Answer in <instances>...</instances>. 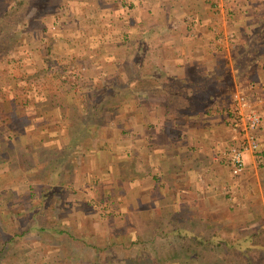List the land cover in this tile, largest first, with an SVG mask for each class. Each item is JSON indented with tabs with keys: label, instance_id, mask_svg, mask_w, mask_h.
I'll use <instances>...</instances> for the list:
<instances>
[{
	"label": "rangeland",
	"instance_id": "obj_1",
	"mask_svg": "<svg viewBox=\"0 0 264 264\" xmlns=\"http://www.w3.org/2000/svg\"><path fill=\"white\" fill-rule=\"evenodd\" d=\"M80 1L0 0V264H264V248L229 263L225 248L195 241L253 234L264 242V167L229 174L231 188L223 181L215 195L187 193L173 212L143 204L132 212L129 200L142 193L133 178L143 181L147 170L143 155L128 150L127 117L135 108L129 84L157 73L138 67L144 50L129 42L133 27L115 0H98L103 7ZM211 29L221 38L219 26ZM157 54L149 65L158 64ZM236 56V78L245 80L206 88L222 95V113L239 85L255 78L245 70L250 56ZM201 98L193 100L196 110L208 103ZM48 109L55 112L48 128L60 124L57 138L29 122Z\"/></svg>",
	"mask_w": 264,
	"mask_h": 264
},
{
	"label": "crops",
	"instance_id": "obj_2",
	"mask_svg": "<svg viewBox=\"0 0 264 264\" xmlns=\"http://www.w3.org/2000/svg\"><path fill=\"white\" fill-rule=\"evenodd\" d=\"M95 1L99 4L98 0ZM114 2L118 3V12L124 14L119 15L123 23L133 27L127 30L129 42H134L136 52L141 54V47L144 50V62L138 67L145 70L146 75L152 70L157 73L153 78L133 79L129 84V90L134 93L132 102L135 108L127 117L131 120L127 129L128 150L133 157L143 155L147 170L143 181L138 177L133 178V189L143 194L139 193L133 201L129 200L132 212L142 204L144 210L167 208L172 211L192 191L209 189L215 195L223 181L231 188L225 153L232 133L226 112L221 111L222 95L215 92L210 96L205 88L213 83L225 89L228 83L232 85L239 78L243 82L244 78H236L238 70L235 59L241 52L249 55L251 62L245 70L255 71L252 85H256L257 89L252 92L251 84H245L247 82L243 87L253 101L263 98L259 106L262 124L258 135L264 147V0ZM120 2L128 4L126 10ZM80 3H88V0H81ZM101 6L102 3L99 4ZM106 19L111 21L110 16ZM112 19L115 21L117 15ZM136 24L142 30H136ZM216 25L222 30V36L218 39L211 29ZM239 48L243 51L240 52ZM155 50L159 57L158 64L149 65V56ZM210 72L212 80L208 76ZM221 72H230L231 75L227 77ZM163 73L166 75L164 78L161 77ZM198 76L205 78L202 81ZM141 94L143 99L137 101L136 96ZM199 96L208 103L196 110V107H192L193 100ZM52 113H55L52 109L36 111L29 119V122H34V127L46 130L42 134L47 139L52 136L57 138L61 134L60 124L55 131L48 128V116ZM119 117L115 115L112 119ZM246 161L244 173L257 170L258 164L252 156H247ZM202 167L207 171L203 173V178L200 175ZM153 189L155 194L158 193L154 200L151 199Z\"/></svg>",
	"mask_w": 264,
	"mask_h": 264
},
{
	"label": "built area",
	"instance_id": "obj_3",
	"mask_svg": "<svg viewBox=\"0 0 264 264\" xmlns=\"http://www.w3.org/2000/svg\"><path fill=\"white\" fill-rule=\"evenodd\" d=\"M256 85H250L253 92ZM263 98L252 100L246 89L239 86L233 93L230 105L226 110L228 126L231 130V141L225 155L232 177L245 172L247 156H252L256 164L264 163V147L259 139L262 117L259 111Z\"/></svg>",
	"mask_w": 264,
	"mask_h": 264
},
{
	"label": "trees",
	"instance_id": "obj_4",
	"mask_svg": "<svg viewBox=\"0 0 264 264\" xmlns=\"http://www.w3.org/2000/svg\"><path fill=\"white\" fill-rule=\"evenodd\" d=\"M18 1H19V4L21 5L24 0H18ZM12 5L13 6L9 7L10 8L9 11L12 10V8L17 7L16 4H12ZM43 29H45V28H43ZM99 101H102V99L99 98V99L95 100L94 104H96ZM93 109L96 110L97 107L94 106ZM258 166L264 167V163H260ZM179 231H181V229H179ZM180 234H181V232H180ZM191 237L194 238L195 236L191 235ZM195 241L197 243H200V244L210 243L211 248H213V249L225 248L224 252L231 255V256H229L230 257L229 259L227 258L229 263L234 261L235 258L233 257V255L240 257V262H243V260H244L243 257L245 258V255L246 254L248 255V253L250 251H252V250L257 251V250L264 248V242L263 243H260V242L256 243L257 239H255V236L253 234L243 238V240H241V241H236V242L228 241L225 239H220L218 236L217 237L214 236L212 239L211 238H200V236H199V237L195 238ZM4 243L6 245L7 241H5ZM237 262H239V261H237Z\"/></svg>",
	"mask_w": 264,
	"mask_h": 264
}]
</instances>
